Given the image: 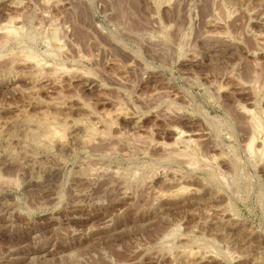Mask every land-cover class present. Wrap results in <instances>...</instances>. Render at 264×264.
Returning <instances> with one entry per match:
<instances>
[{
	"label": "rangeland",
	"instance_id": "obj_1",
	"mask_svg": "<svg viewBox=\"0 0 264 264\" xmlns=\"http://www.w3.org/2000/svg\"><path fill=\"white\" fill-rule=\"evenodd\" d=\"M261 139L264 0H0V264H264Z\"/></svg>",
	"mask_w": 264,
	"mask_h": 264
},
{
	"label": "bare ground",
	"instance_id": "obj_2",
	"mask_svg": "<svg viewBox=\"0 0 264 264\" xmlns=\"http://www.w3.org/2000/svg\"><path fill=\"white\" fill-rule=\"evenodd\" d=\"M4 32V31H3ZM10 32V31H9ZM12 33V32H11ZM10 33V34H11ZM41 67V66H40ZM255 117H256V115H254ZM254 117V118H255ZM253 118V119H254ZM37 120H38V122H40L41 124H43L44 125V127H46V131L47 132H45V138L47 137L49 140H53L54 138L56 139V138H58V139H62L63 137H64V130L65 129H63V130H59V127H58V129L57 128H53V126H50L49 124V118H47V116L45 115V116H43V117H39V118H36ZM27 120H31V121H33L32 120V117L31 116H27ZM50 121H51V119H50ZM255 122H257V121H255ZM39 124V123H38ZM51 124H52V122H51ZM90 124V123H89ZM257 124V123H256ZM258 124H260V123H258ZM43 127V126H42ZM65 127V126H64ZM258 126L256 125V128H257ZM261 128V127H260ZM260 128H258L259 130H260ZM88 129L90 130V132H93V130L91 129V127L89 128V126H88ZM263 129V128H262ZM256 132H258V130L256 131ZM65 133H66V130H65ZM187 135V134H186ZM57 136H59V137H57ZM177 136H178V138H177V142L178 141H182V142H185V144H189V145H191L192 143H193V140L190 138V137H187V136H185L184 135V132H180V131H178L177 132ZM46 138V139H47ZM255 141H256V139L255 138H253L252 140H251V142L249 143V147L248 148H253V146H254V143H255ZM261 141H262V143L264 144V139H261ZM184 144V145H185ZM177 146V145H176ZM187 149V148H186ZM185 153H187V152H185ZM264 154V153H263Z\"/></svg>",
	"mask_w": 264,
	"mask_h": 264
}]
</instances>
